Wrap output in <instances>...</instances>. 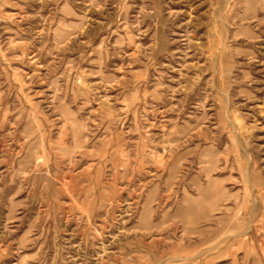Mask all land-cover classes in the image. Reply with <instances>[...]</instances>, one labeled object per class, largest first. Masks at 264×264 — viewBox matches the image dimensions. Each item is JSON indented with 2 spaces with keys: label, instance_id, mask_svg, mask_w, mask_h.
Here are the masks:
<instances>
[{
  "label": "rangeland",
  "instance_id": "374dc122",
  "mask_svg": "<svg viewBox=\"0 0 264 264\" xmlns=\"http://www.w3.org/2000/svg\"><path fill=\"white\" fill-rule=\"evenodd\" d=\"M0 264H264V0H0Z\"/></svg>",
  "mask_w": 264,
  "mask_h": 264
}]
</instances>
